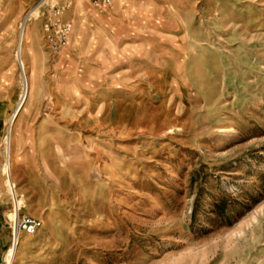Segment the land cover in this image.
Masks as SVG:
<instances>
[{"label":"rangeland","instance_id":"obj_1","mask_svg":"<svg viewBox=\"0 0 264 264\" xmlns=\"http://www.w3.org/2000/svg\"><path fill=\"white\" fill-rule=\"evenodd\" d=\"M43 2L0 0V264H264V0H49L60 53Z\"/></svg>","mask_w":264,"mask_h":264},{"label":"built area","instance_id":"obj_2","mask_svg":"<svg viewBox=\"0 0 264 264\" xmlns=\"http://www.w3.org/2000/svg\"><path fill=\"white\" fill-rule=\"evenodd\" d=\"M90 1L94 7H104L110 10L114 7V0ZM48 2L49 0H44L43 2V6L47 4L46 11L43 13V30L49 49L55 53H60L69 44L72 25L62 21L66 8L61 7L58 3L49 4ZM40 227L41 223L31 217H24L18 223L19 232L24 231L29 235H35Z\"/></svg>","mask_w":264,"mask_h":264},{"label":"crops","instance_id":"obj_3","mask_svg":"<svg viewBox=\"0 0 264 264\" xmlns=\"http://www.w3.org/2000/svg\"><path fill=\"white\" fill-rule=\"evenodd\" d=\"M18 1L21 3L22 0H18ZM22 5H23V4H22ZM22 5H20V6H22ZM17 7H19V6H17ZM96 8H98V9H102V8H104V7H96ZM26 18H27V17H25L23 21H25ZM40 18H43V16H42V17L39 16L35 21L38 22V20H39ZM27 20H28V18H27ZM27 20H26V21H27ZM23 21H22V22H23ZM32 21H33V20H32ZM32 21H30V23H31ZM43 21H44V19L42 20V22H43ZM43 24H44V22H43ZM24 25H25V23H24ZM43 31H44V30H43ZM39 33H40V31H39V27H38V29H37V32H35V31L33 30V28L30 27V24H29V29H28V31H27V33H26V39H27L28 37H30V38H31V43H30V45H28V43H25V44H24V49H31L34 40H39V39H40V38H39ZM7 186H8V185H7ZM12 186H13L12 183L8 186L11 195L13 194V188H12Z\"/></svg>","mask_w":264,"mask_h":264},{"label":"bare ground","instance_id":"obj_4","mask_svg":"<svg viewBox=\"0 0 264 264\" xmlns=\"http://www.w3.org/2000/svg\"><path fill=\"white\" fill-rule=\"evenodd\" d=\"M14 215L16 216V221L14 223V233H18L19 229H18V223H19V220H20V217H19V211L16 209L15 207V210H14Z\"/></svg>","mask_w":264,"mask_h":264},{"label":"water","instance_id":"obj_5","mask_svg":"<svg viewBox=\"0 0 264 264\" xmlns=\"http://www.w3.org/2000/svg\"><path fill=\"white\" fill-rule=\"evenodd\" d=\"M22 72H23V70H22Z\"/></svg>","mask_w":264,"mask_h":264}]
</instances>
